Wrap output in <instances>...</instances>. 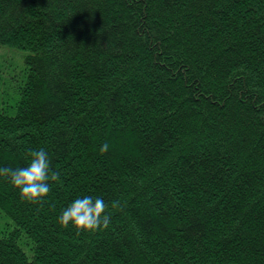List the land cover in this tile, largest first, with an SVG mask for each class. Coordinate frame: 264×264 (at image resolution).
Returning a JSON list of instances; mask_svg holds the SVG:
<instances>
[{
	"label": "trees",
	"instance_id": "trees-1",
	"mask_svg": "<svg viewBox=\"0 0 264 264\" xmlns=\"http://www.w3.org/2000/svg\"><path fill=\"white\" fill-rule=\"evenodd\" d=\"M0 45L29 52L0 165L60 173L0 177V264H264V0H0ZM83 195L107 228L58 222Z\"/></svg>",
	"mask_w": 264,
	"mask_h": 264
},
{
	"label": "clouds",
	"instance_id": "clouds-1",
	"mask_svg": "<svg viewBox=\"0 0 264 264\" xmlns=\"http://www.w3.org/2000/svg\"><path fill=\"white\" fill-rule=\"evenodd\" d=\"M100 152L109 150L106 141ZM31 159L24 166L11 167L0 165V177L6 178L19 189L22 198L36 202L47 196L51 190L49 180L59 178V171L51 169V160L46 148L30 149ZM103 196L83 195L71 200L58 215V222L67 227L69 224L78 230H98L107 228L111 215Z\"/></svg>",
	"mask_w": 264,
	"mask_h": 264
},
{
	"label": "rangeland",
	"instance_id": "rangeland-1",
	"mask_svg": "<svg viewBox=\"0 0 264 264\" xmlns=\"http://www.w3.org/2000/svg\"><path fill=\"white\" fill-rule=\"evenodd\" d=\"M28 54L23 49L0 45V90L2 101L7 107L15 106L19 98L18 88L25 77V58ZM11 226L10 218L0 211V229ZM23 249L28 252L29 246L23 245Z\"/></svg>",
	"mask_w": 264,
	"mask_h": 264
}]
</instances>
